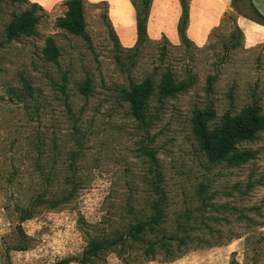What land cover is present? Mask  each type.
Masks as SVG:
<instances>
[{"label":"rangeland","instance_id":"rangeland-1","mask_svg":"<svg viewBox=\"0 0 264 264\" xmlns=\"http://www.w3.org/2000/svg\"><path fill=\"white\" fill-rule=\"evenodd\" d=\"M64 3L37 4L34 35L6 41L33 0H0V264H81L101 240L114 245L86 264H264V132L238 146L245 161L209 164L192 129L194 110L214 112L210 128L253 102L264 114V41L252 45L236 20L257 23L249 0H232L199 47L137 36L127 46L108 4L84 0L88 44L57 26ZM166 73L190 86L159 100ZM147 76L154 90L138 120L118 91Z\"/></svg>","mask_w":264,"mask_h":264},{"label":"trees","instance_id":"trees-1","mask_svg":"<svg viewBox=\"0 0 264 264\" xmlns=\"http://www.w3.org/2000/svg\"><path fill=\"white\" fill-rule=\"evenodd\" d=\"M83 1L84 0H66L64 5L67 7V11L64 17L57 20V26L73 35L82 37L90 44L89 36L85 31ZM180 2L182 6V15L178 23V34L180 40L188 43L185 37L187 4L186 0H180ZM249 3L252 12L257 17L256 22L264 26V16L259 14L250 0ZM141 4L142 11L140 13H138L137 8L134 7L136 10L138 41L146 38V21L150 0H141ZM40 10V7L36 3H33L21 14L13 17L4 30L6 41H11L20 36L34 35L35 27L39 21L38 12ZM43 54L48 61L53 63L57 62L58 50L51 39L46 40ZM209 85H211V82L208 83V87ZM24 86L29 97H32V91L28 83L25 82ZM189 86L190 84L188 82L176 83L173 76L170 73H166L161 77L160 83L158 84L159 100L173 97L176 94L184 92ZM88 88L89 81L83 86L81 90L82 95H88ZM153 90V79L147 76L140 84L129 85L127 88H121L118 92L128 106L129 115L135 119L143 120L146 116L148 99L152 95ZM9 93L18 98L13 89H10ZM213 118L214 112L208 108L194 110L193 112V133L196 143L207 162L209 164H217L225 161H245L247 157L251 156L247 151L242 153L236 152L239 145L253 141L258 134L264 132V114L261 112L260 107L253 102L251 105L243 108L240 114L236 116L225 113L219 124L210 128L208 126V121ZM66 200H68V197L63 198V200H49V205L55 207L58 203H63ZM157 214L158 212L154 213L151 217L153 222H157ZM20 219L25 220L26 217ZM143 228L144 226L142 223L133 224L129 226L127 234L132 239L139 238L144 232ZM113 245V241L107 242L106 240L90 243L82 254L80 263L86 264L90 258L96 257L99 253L111 248ZM146 252H148V250H146ZM70 261L71 260L68 259L57 262L56 264H68Z\"/></svg>","mask_w":264,"mask_h":264},{"label":"crops","instance_id":"crops-1","mask_svg":"<svg viewBox=\"0 0 264 264\" xmlns=\"http://www.w3.org/2000/svg\"><path fill=\"white\" fill-rule=\"evenodd\" d=\"M66 0H33L39 5H56ZM91 3L106 2L112 27L123 44L130 46L136 39V10L130 0H85ZM264 16V0H250ZM187 24L185 37L189 44L202 46L210 33L222 25L224 17L232 13V0H186ZM180 0H150L146 21V37L152 41L165 39L179 45L178 23L182 15ZM237 24L245 37L255 45L264 41V26L236 15Z\"/></svg>","mask_w":264,"mask_h":264}]
</instances>
